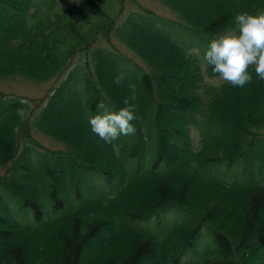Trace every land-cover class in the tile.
<instances>
[{"label": "trees", "instance_id": "1", "mask_svg": "<svg viewBox=\"0 0 264 264\" xmlns=\"http://www.w3.org/2000/svg\"><path fill=\"white\" fill-rule=\"evenodd\" d=\"M36 1L46 2L47 10L29 21L33 0H0V77L49 79L81 46L84 90L65 79L58 105L35 113L18 101L6 109L0 163L14 159L36 127L63 148L41 163L27 155L20 162L25 173L63 174L59 163L66 157L75 163L74 173L94 168L113 185L108 197L66 211L41 234L25 233L0 216V264H80L90 243L86 264H177L204 224L209 238L192 264H264V81L250 69L252 82L243 88L207 84L199 54L188 53L191 42L180 38L210 41L233 25L237 13L264 10V0H158L176 20L132 12L118 22L100 12L96 2L106 0H82L60 11L56 0ZM100 38L117 40L147 72L132 58L129 63L91 47ZM120 72L127 79L117 85ZM130 83L136 85L137 131L114 142L120 145L116 156L88 119L100 99L117 111L123 107ZM21 108L29 112L24 120ZM14 192L28 204L41 203L30 177ZM166 209L174 215L154 220Z\"/></svg>", "mask_w": 264, "mask_h": 264}, {"label": "clouds", "instance_id": "2", "mask_svg": "<svg viewBox=\"0 0 264 264\" xmlns=\"http://www.w3.org/2000/svg\"><path fill=\"white\" fill-rule=\"evenodd\" d=\"M205 63L211 66L214 76L232 87L243 88L252 82L250 69H254L256 76L264 81V10L255 14L247 11L234 16L233 25L216 34L209 41L208 47L202 55ZM127 79L126 72H120L114 77V83L122 84ZM130 95L123 100V107L118 111L109 112L103 103L97 105L96 114L89 116L91 131L104 143L113 148L116 156L120 155V145L114 143L123 136L135 135L137 129L133 121L138 119L136 85L129 84ZM83 93L84 86L78 89ZM87 97H82L86 102ZM21 120L29 116V112L21 108L18 110ZM193 167H197L193 162Z\"/></svg>", "mask_w": 264, "mask_h": 264}, {"label": "rangeland", "instance_id": "3", "mask_svg": "<svg viewBox=\"0 0 264 264\" xmlns=\"http://www.w3.org/2000/svg\"><path fill=\"white\" fill-rule=\"evenodd\" d=\"M127 1V0H126ZM126 1L124 2V0L121 1V3L119 4L118 0H106V2L104 4H99V2H96L97 5H101V11L100 12H119V15L121 14V11L124 10L126 8ZM139 1H145V0H139ZM147 4H149L150 6L157 8V6L155 4H151L149 2H146ZM158 11L161 14L167 15V12L165 10H162L161 8H157ZM71 14V13H70ZM21 82H15V84L10 85V83L7 82H0V87H17L19 89H23L21 88L20 85ZM91 244V243H90ZM87 244L86 245V249L83 253L82 259L80 261V264H86L87 263V252L92 250V244Z\"/></svg>", "mask_w": 264, "mask_h": 264}]
</instances>
